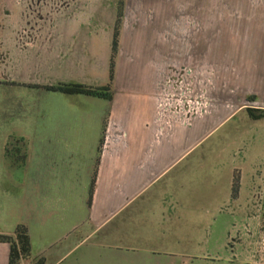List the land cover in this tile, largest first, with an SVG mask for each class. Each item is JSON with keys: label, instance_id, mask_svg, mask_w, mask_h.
Returning <instances> with one entry per match:
<instances>
[{"label": "crops", "instance_id": "1", "mask_svg": "<svg viewBox=\"0 0 264 264\" xmlns=\"http://www.w3.org/2000/svg\"><path fill=\"white\" fill-rule=\"evenodd\" d=\"M3 8L11 22L0 24V59L6 65L0 67V131H55L48 142L55 141L54 166L61 157H68V166L74 157L78 162L71 179L61 172L30 177L22 194L24 219L3 215L1 198L17 195L1 188L0 177L1 231L13 234L25 224L32 257H44L45 264H196L192 249L200 253L208 246L209 229L217 233L223 217L234 214L225 207L233 165L217 159L223 157L218 154L225 150L223 138L229 131H264V126L240 127L235 119L244 113L231 100L208 104L200 98L199 109L190 114L166 109L168 69L162 57L168 47L159 48L156 32L148 49L136 52H123L127 32L122 33L112 100L57 95L43 87L52 82L31 73L74 75L89 69L96 29L79 25V19L57 20L60 32L52 35L45 19L32 24L19 10ZM46 94L61 101L56 123L46 103L38 101ZM48 164L39 163L41 169ZM66 183L68 198L57 186ZM9 254L10 244L0 242V264H8Z\"/></svg>", "mask_w": 264, "mask_h": 264}, {"label": "rangeland", "instance_id": "2", "mask_svg": "<svg viewBox=\"0 0 264 264\" xmlns=\"http://www.w3.org/2000/svg\"><path fill=\"white\" fill-rule=\"evenodd\" d=\"M120 1L0 0V10L5 6L15 14L19 10L30 18L32 24L45 19L47 30L52 35L60 32L56 29L57 20L59 23L79 19V25L96 29L95 39L90 41L93 51L89 69H79V73L74 75L58 76L50 71L47 75L34 71L31 76L45 78L53 84L77 82L97 86L103 80H110L113 32ZM123 1L116 65L122 59L119 50L123 32H127L122 40L123 52L148 49L156 32L161 35L157 42L159 48L168 47L162 58L168 69L167 95L170 98H180L181 89H174L173 84L182 79V89L189 86L188 98L193 101L207 99L209 104L217 99L231 100L235 105L239 104L241 113H244L242 118L235 119L240 127L251 129L247 122L254 128L264 126V117L253 121L257 119H253L248 111V107L254 108L257 115L264 111V0ZM2 10L1 27L11 22L10 18L3 17ZM123 56L125 60L126 56ZM1 60L3 58L0 59V67L6 68ZM46 95L39 97L38 101L46 103L47 113L54 115L56 123L61 101L54 99L53 94ZM54 134L55 131H0V177L4 179L1 188L10 189L17 195L15 198L8 195L1 198L6 218L24 219L22 194L26 187L31 186L27 184L30 177L61 172L63 177L72 178L78 159L72 158V164L68 166V157L65 160L61 157L59 167L54 166L55 141H52L54 145L48 144L50 139L54 140ZM217 143L214 141L215 145ZM222 145L225 146L224 153L218 154L223 157L218 156L217 159L226 162L229 159L233 165L231 196L225 207L229 211L232 208L234 214L223 217L222 230L218 229L216 233L209 229L208 246L200 253L192 249L194 253L190 257L196 264H264V131H229ZM41 160L50 164L41 169ZM235 179L238 190L233 194ZM224 183L226 188L225 178ZM57 186L68 198L70 185ZM197 258L198 261L195 260ZM21 264H30V260Z\"/></svg>", "mask_w": 264, "mask_h": 264}, {"label": "trees", "instance_id": "3", "mask_svg": "<svg viewBox=\"0 0 264 264\" xmlns=\"http://www.w3.org/2000/svg\"><path fill=\"white\" fill-rule=\"evenodd\" d=\"M120 3L121 5L119 6L118 17L113 32L109 82L102 86H93V85H87L77 82H59L57 84L43 86L44 88L55 92H61L67 95L82 94V95H88V96L104 98L107 100H112L113 81L115 77V67H116L115 57L117 56L119 49L118 46H119L120 26L122 23L121 19L123 16L122 9L124 5V1L121 0ZM253 110L254 108L248 107L249 114L253 119H260L264 117V111L260 115H257L253 112ZM96 168H97V164H96ZM96 171L90 185L89 204L91 203L94 192ZM237 183L238 182L235 179L233 185V194H236L238 190ZM0 242H8L10 244V254H9L8 264H21L23 261H27V260L28 261L30 260V264H45L44 257L42 256L32 257L31 238L29 235L28 227L25 224H18L13 234L4 233L0 229Z\"/></svg>", "mask_w": 264, "mask_h": 264}, {"label": "built area", "instance_id": "4", "mask_svg": "<svg viewBox=\"0 0 264 264\" xmlns=\"http://www.w3.org/2000/svg\"><path fill=\"white\" fill-rule=\"evenodd\" d=\"M183 80H179L178 82H174V89L176 88H180L181 92H180V98H170V96H168L169 99V104L165 107L167 108H172L174 111H176V113H179L180 111H187V113H191L192 112H196L197 109H199L198 107L201 105L199 104L200 99L197 101H193L192 99L188 98V94H190V88L187 85L186 88L183 90L182 89V84ZM174 101V102H173ZM197 104V105H196ZM196 108V110H195Z\"/></svg>", "mask_w": 264, "mask_h": 264}]
</instances>
